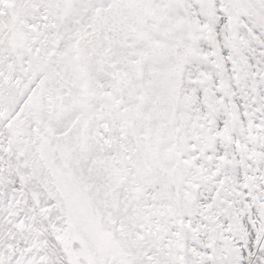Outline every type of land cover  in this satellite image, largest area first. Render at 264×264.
<instances>
[{
	"label": "snow or ice",
	"instance_id": "obj_1",
	"mask_svg": "<svg viewBox=\"0 0 264 264\" xmlns=\"http://www.w3.org/2000/svg\"><path fill=\"white\" fill-rule=\"evenodd\" d=\"M0 264H264V0H0Z\"/></svg>",
	"mask_w": 264,
	"mask_h": 264
}]
</instances>
